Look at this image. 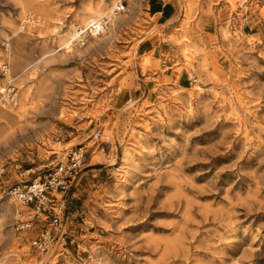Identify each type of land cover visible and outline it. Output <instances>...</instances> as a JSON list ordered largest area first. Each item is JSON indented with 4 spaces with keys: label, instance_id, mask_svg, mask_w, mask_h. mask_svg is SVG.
Segmentation results:
<instances>
[{
    "label": "rangeland",
    "instance_id": "1",
    "mask_svg": "<svg viewBox=\"0 0 264 264\" xmlns=\"http://www.w3.org/2000/svg\"><path fill=\"white\" fill-rule=\"evenodd\" d=\"M154 1L0 0V166L34 178L85 151L42 253L0 178V264H264V0H159L166 33ZM159 27L157 69L137 48Z\"/></svg>",
    "mask_w": 264,
    "mask_h": 264
},
{
    "label": "built area",
    "instance_id": "2",
    "mask_svg": "<svg viewBox=\"0 0 264 264\" xmlns=\"http://www.w3.org/2000/svg\"><path fill=\"white\" fill-rule=\"evenodd\" d=\"M116 9L120 13L125 11L122 3H119ZM4 72H7L6 68ZM8 89H10L8 92L3 93L4 96L13 94L10 86ZM4 99L10 100L12 97ZM92 135L103 142L109 140V136L101 130L93 131ZM84 154L85 151L81 147L71 149L55 164L46 165L34 178H29L32 170L22 169L19 163L7 162L0 166V178L6 177L7 183H11L6 195L30 211L28 218H24L21 212L16 213L14 230L26 237L28 231L33 233L27 237L33 251L37 253L47 251L57 240L58 233L62 236L67 192L78 173L84 168Z\"/></svg>",
    "mask_w": 264,
    "mask_h": 264
},
{
    "label": "crops",
    "instance_id": "3",
    "mask_svg": "<svg viewBox=\"0 0 264 264\" xmlns=\"http://www.w3.org/2000/svg\"><path fill=\"white\" fill-rule=\"evenodd\" d=\"M166 4L167 3L165 2L156 0L149 5V10L151 7L150 12L155 17L158 15L164 17V21L157 22V25L160 27L165 26V28L162 29L165 33L172 25L171 22L169 23L167 21L168 11ZM160 27L157 29L156 32H152L143 41H141L137 48L139 52L149 56V60L151 62L152 67L157 69H160L161 67H163L164 64H166L162 57V54L166 53V49H168L165 43L162 41ZM170 76L173 78L174 74H170ZM188 81V78L177 79L178 86L182 88H186V85H188Z\"/></svg>",
    "mask_w": 264,
    "mask_h": 264
},
{
    "label": "bare ground",
    "instance_id": "4",
    "mask_svg": "<svg viewBox=\"0 0 264 264\" xmlns=\"http://www.w3.org/2000/svg\"><path fill=\"white\" fill-rule=\"evenodd\" d=\"M113 10V9H112ZM113 11H110L104 15H101L99 13H92L90 17H88V21L86 24L80 28H75L74 32H70V39L66 44L72 43L75 41L78 44H82L85 41V32L88 30V34L91 35V37H97L99 34L105 32L108 29L107 23L111 22V28L113 29L116 26V22L112 19ZM105 17V18H104ZM107 20V21H106ZM118 23V22H117ZM84 28V29H83ZM10 89L5 88L2 89V95L8 92ZM4 96V95H3ZM13 94L8 95V97L5 95L4 97L6 99L11 98ZM19 211H16L18 213ZM44 252V251H42ZM39 252V253H42Z\"/></svg>",
    "mask_w": 264,
    "mask_h": 264
}]
</instances>
